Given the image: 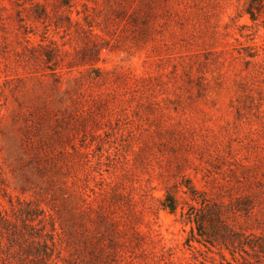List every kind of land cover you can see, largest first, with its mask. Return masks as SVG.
Wrapping results in <instances>:
<instances>
[{
	"label": "rangeland",
	"instance_id": "374dc122",
	"mask_svg": "<svg viewBox=\"0 0 264 264\" xmlns=\"http://www.w3.org/2000/svg\"><path fill=\"white\" fill-rule=\"evenodd\" d=\"M41 1L0 0V264H222L187 240L203 197L263 236L258 1Z\"/></svg>",
	"mask_w": 264,
	"mask_h": 264
},
{
	"label": "trees",
	"instance_id": "16d2710c",
	"mask_svg": "<svg viewBox=\"0 0 264 264\" xmlns=\"http://www.w3.org/2000/svg\"><path fill=\"white\" fill-rule=\"evenodd\" d=\"M16 4L21 7L19 12L22 15L24 9H29L28 3L31 4L32 9H45L46 2L41 0H14ZM258 3L251 1L247 5L246 11L250 13L254 20H258L261 15L264 14V2L263 0H256ZM64 5H71V0H65ZM2 18V17H1ZM24 17H22V20ZM68 19L72 21L71 16ZM3 27H6V22L3 18L1 23ZM61 26L60 23H56ZM27 33V32H26ZM97 51V49H96ZM93 60H85L86 62H95L100 59L99 52L95 53ZM192 191L196 192V188L191 186ZM194 199L196 197L194 196ZM180 202L174 192L168 190L162 199L161 208L169 210L171 212H177ZM253 207L251 198L241 195L231 203L224 201H214L203 197L200 203L190 202L189 210L182 211V221L191 223V228L188 231L187 240L189 244L195 247L197 250H201V247L195 244L193 241H199L206 244L209 249L213 250L212 245H216L220 248V254L222 256V264H235L227 257L226 249H228L233 257L239 261V264H264V235L251 237L243 230L236 228L230 221V217L227 214L230 210L244 209L249 210ZM255 251L256 260H253L250 250ZM246 252V254L244 253ZM241 256H240V255ZM5 264H10L8 258L3 257ZM92 264H112L110 261L102 259L99 256V252L93 251L91 257Z\"/></svg>",
	"mask_w": 264,
	"mask_h": 264
}]
</instances>
